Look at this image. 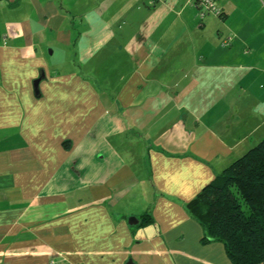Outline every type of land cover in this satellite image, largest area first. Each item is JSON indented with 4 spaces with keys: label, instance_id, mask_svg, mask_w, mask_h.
<instances>
[{
    "label": "crops",
    "instance_id": "0c3cea01",
    "mask_svg": "<svg viewBox=\"0 0 264 264\" xmlns=\"http://www.w3.org/2000/svg\"><path fill=\"white\" fill-rule=\"evenodd\" d=\"M199 1L0 0V264H232L186 204L264 139V0Z\"/></svg>",
    "mask_w": 264,
    "mask_h": 264
},
{
    "label": "trees",
    "instance_id": "16d2710c",
    "mask_svg": "<svg viewBox=\"0 0 264 264\" xmlns=\"http://www.w3.org/2000/svg\"><path fill=\"white\" fill-rule=\"evenodd\" d=\"M186 209L202 226L204 240L223 243L232 264H264V139L216 175Z\"/></svg>",
    "mask_w": 264,
    "mask_h": 264
},
{
    "label": "built area",
    "instance_id": "2783aa9c",
    "mask_svg": "<svg viewBox=\"0 0 264 264\" xmlns=\"http://www.w3.org/2000/svg\"><path fill=\"white\" fill-rule=\"evenodd\" d=\"M198 8H199V17H201V18L206 13H211L214 15L215 14L219 15L221 13V9L217 6L216 1H214V0H200L198 3ZM228 39H230V38H228Z\"/></svg>",
    "mask_w": 264,
    "mask_h": 264
},
{
    "label": "water",
    "instance_id": "95a60500",
    "mask_svg": "<svg viewBox=\"0 0 264 264\" xmlns=\"http://www.w3.org/2000/svg\"><path fill=\"white\" fill-rule=\"evenodd\" d=\"M42 77H43V73H40V75L33 81L34 91L37 93H38V84H39V81L41 80ZM127 264H131V262H129Z\"/></svg>",
    "mask_w": 264,
    "mask_h": 264
}]
</instances>
